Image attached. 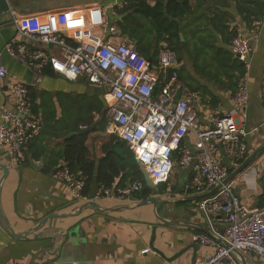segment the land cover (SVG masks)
<instances>
[{"label": "crops", "instance_id": "obj_1", "mask_svg": "<svg viewBox=\"0 0 264 264\" xmlns=\"http://www.w3.org/2000/svg\"><path fill=\"white\" fill-rule=\"evenodd\" d=\"M5 1L8 11L0 12V65L7 74L0 81V112L13 108L4 85L23 83L29 90L32 112L40 119L41 129L28 143L26 160L20 166L12 164L7 150L0 147V166L7 169L2 179L0 168V213L15 235L28 233L21 238L12 236L0 217V264H191L193 255L196 264L214 253L213 247L199 244L198 237L222 243L225 229L219 217L205 214L197 207L201 196L211 197L219 189L201 195L184 192V184L193 175L192 166L175 165L167 183L157 186V190L150 189L146 199L154 197L162 202L155 210L150 204L135 207L146 199L138 200L133 195L123 200H94L98 210L80 209L87 199L75 200L66 185L55 177L56 171L66 166L63 149L67 139L87 132L85 160L95 164L104 157V147L111 143V147L123 144L126 154L135 164L137 161L109 119L105 88L87 87L82 78L67 80L50 67L36 74L7 55V43L21 41L11 25L12 16L70 12L85 18L89 8L98 6L108 24L116 29L115 37L110 39L104 31L103 38L114 44L132 45L154 67L161 45L166 43L176 56L173 71L188 91L198 95L195 108L200 128L207 125L210 115L235 111L233 95L242 80L248 91V105L236 117L250 133L240 165L253 153L257 155L227 185L247 211L264 208V0ZM132 5H136L138 13ZM155 7H159L161 14L156 21L145 15L146 8ZM237 33L249 38L251 44L249 70L243 69L241 76L233 70L232 63L237 60L230 52L231 39ZM47 50L57 54L53 48ZM81 98L87 108L84 119L78 116L77 101ZM188 143L194 148L195 139L191 137ZM221 163L230 162L222 158ZM236 169H231L228 177ZM121 180L117 178L112 185L123 187L133 182ZM50 214L65 217L49 220L31 231ZM144 250L147 252L143 253ZM180 253V257L171 260ZM235 256L240 264H261L257 259Z\"/></svg>", "mask_w": 264, "mask_h": 264}, {"label": "built area", "instance_id": "obj_2", "mask_svg": "<svg viewBox=\"0 0 264 264\" xmlns=\"http://www.w3.org/2000/svg\"><path fill=\"white\" fill-rule=\"evenodd\" d=\"M11 21L21 41L11 40L4 51L18 63L36 74L50 67L53 73L67 80L82 78L101 90L110 85V92L104 95L109 119L155 187L167 183L175 165L192 166V178L183 186L185 193L201 195L220 187L213 196L201 199L197 207L224 222L222 243L199 236V244L213 247L214 253L196 264H240L234 252L264 264V208L247 211L232 188L223 184L231 169L244 160L245 141L250 133L236 117L248 105V91L242 80L233 95L235 111L210 115L207 125L200 128L195 108L198 95L188 91L173 71L176 56L166 43L161 45L154 67L132 45L110 42L116 36V29L108 24L98 6L89 8L85 18L70 12H53L12 16ZM104 31L110 39L103 38ZM47 47L55 49L57 54ZM230 52L247 72L250 39L237 33L231 39ZM6 74L5 67L0 65V81ZM4 87L13 100V108L0 112V147L7 150L12 164L20 166L26 160L28 143L41 129V121L32 112L25 84L11 82ZM177 93L179 98L175 100ZM191 137L195 139L194 148L188 143ZM222 158L230 163L224 165ZM55 177L66 185L75 200L87 199L86 178L82 174H74L62 166ZM143 184L136 180L123 187H98L94 200L129 199L143 189Z\"/></svg>", "mask_w": 264, "mask_h": 264}, {"label": "trees", "instance_id": "obj_3", "mask_svg": "<svg viewBox=\"0 0 264 264\" xmlns=\"http://www.w3.org/2000/svg\"><path fill=\"white\" fill-rule=\"evenodd\" d=\"M135 13H138L136 5H132ZM159 7L153 9H147L146 16H150L153 20L159 18ZM166 21V19H164ZM232 66L237 70L240 76L243 72V66L238 61H233ZM87 132H81L78 136L67 139L66 145L63 149V158L66 166L70 171L76 172V170L86 178V186L84 194H88V190L91 182L96 179L98 187H111L115 180L121 177V182L125 179L130 181L140 180L142 177L138 171L137 165L131 159L129 153L126 154L123 144L118 143L116 147H104V157L95 164L92 161H86L85 155L87 151L84 147L85 136ZM114 146V145H113ZM121 150L119 153L117 150ZM143 183V181H142ZM150 189L145 187L143 184V189L134 194L132 197H135L138 200L146 199L149 195Z\"/></svg>", "mask_w": 264, "mask_h": 264}, {"label": "water", "instance_id": "obj_4", "mask_svg": "<svg viewBox=\"0 0 264 264\" xmlns=\"http://www.w3.org/2000/svg\"><path fill=\"white\" fill-rule=\"evenodd\" d=\"M8 11V6L6 4V1L5 0H0V12L1 13H5ZM11 25H13V23H11ZM111 90V87L110 85H107L105 87V92L106 93H109ZM179 98V94L177 93L176 96H175V100H177ZM257 155V152L256 153H253L252 155H250L233 173H231V175L229 177L226 178V180L224 181L223 184H227L231 179H233L234 177H236L237 175H239L244 169H246V167L253 161V159L256 157ZM137 164V168H138V171L142 177V181L145 185V187L149 188V189H155L157 190V188L153 185L152 181H151V178L149 177V175L146 173V171L143 169V167L138 163L136 162ZM0 168L2 169L3 171V177L2 179L6 176L7 174V169L3 166H0ZM98 188V184H97V181L96 179H94L91 184H90V187H89V190H88V195H87V201L84 205L81 206L80 209L82 208H85V207H91V208H94L96 210H98V206L96 204V202L94 201V196H95V192ZM220 187H217L214 189V191L212 193H215L217 192V190L219 189ZM208 195L206 196H201L200 198H205L207 197ZM152 205L153 209L155 210L156 207L159 205V204H162L161 201H158L156 200L154 197H150L146 200H143V201H140L138 203H136L134 206L135 207H143V206H146V205ZM0 217L2 218V220L4 221L7 229L9 230L10 234L16 238H21L23 236H26L28 235V233H24L22 235H15L12 230L10 229L8 223L5 221V219L3 218V216L1 215L0 213ZM65 217V215H56V214H50L48 216H46L42 221L39 222V224L34 228L32 229L31 231H36L37 229H39L42 225H44L46 222H48L49 220H52V219H55V218H63ZM154 230H152V237H151V246L153 244V241H154ZM182 253L178 254V255H175L171 260H175L176 258L180 257ZM235 255H239L237 252H234ZM191 264H195V255H193L192 259H191Z\"/></svg>", "mask_w": 264, "mask_h": 264}, {"label": "rangeland", "instance_id": "obj_5", "mask_svg": "<svg viewBox=\"0 0 264 264\" xmlns=\"http://www.w3.org/2000/svg\"><path fill=\"white\" fill-rule=\"evenodd\" d=\"M86 85H87V87H88V83H85ZM91 86V85H90ZM77 102H79L80 104V106H79V115L78 116H80V118L81 119H84L85 117H86V110L85 109H87L86 108V104H85V101H84V98H81L80 100H78ZM161 185H163V184H161ZM161 185H159V187H161Z\"/></svg>", "mask_w": 264, "mask_h": 264}]
</instances>
